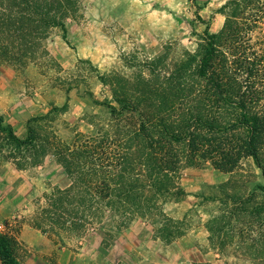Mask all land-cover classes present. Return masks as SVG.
<instances>
[{
    "label": "trees",
    "instance_id": "trees-1",
    "mask_svg": "<svg viewBox=\"0 0 264 264\" xmlns=\"http://www.w3.org/2000/svg\"><path fill=\"white\" fill-rule=\"evenodd\" d=\"M81 9L82 0H0V64L35 62L53 30L66 39ZM221 12V30L208 26L197 49L171 68L162 55L137 62L132 78L98 76L110 90L95 101L110 109L107 128L64 141L45 124L67 103L30 119L24 138L0 117V165L27 171L52 160L70 180L44 195L31 226L63 244L108 216L121 227L141 219L169 244L188 230L165 211L185 197L184 168L209 162L235 175L249 158L264 180V0H229ZM236 180L219 186L218 211L206 222L209 247L264 264V185L252 191ZM18 246L14 235L0 233L2 264H21Z\"/></svg>",
    "mask_w": 264,
    "mask_h": 264
},
{
    "label": "rangeland",
    "instance_id": "rangeland-1",
    "mask_svg": "<svg viewBox=\"0 0 264 264\" xmlns=\"http://www.w3.org/2000/svg\"><path fill=\"white\" fill-rule=\"evenodd\" d=\"M227 1L82 0L80 14L68 21L66 39L53 30L35 62L23 67L0 64V117L24 138L30 119L67 103L66 112H53L45 124L64 141L72 142L76 133L87 136L107 128L110 109L95 101L103 103L110 90L98 76L117 72L132 78L137 62L162 55L171 68L186 52L197 49L208 26L211 33L221 30ZM234 180L252 191L264 185L261 171L249 158L235 175L216 170L209 162L183 169L180 186L185 197L168 203L165 211L184 219L188 230L172 243L157 240L147 221L121 227L108 216L64 244L80 254V264H250L233 249L219 255L209 247L206 222L218 211L214 200L221 195L219 186ZM69 185L61 166L52 160L27 171L0 165V233L15 236L22 223L34 218L45 194ZM17 257L26 264L28 254L20 243Z\"/></svg>",
    "mask_w": 264,
    "mask_h": 264
},
{
    "label": "crops",
    "instance_id": "crops-1",
    "mask_svg": "<svg viewBox=\"0 0 264 264\" xmlns=\"http://www.w3.org/2000/svg\"><path fill=\"white\" fill-rule=\"evenodd\" d=\"M15 237L27 251L26 264H80V254L65 246V241L57 244L54 239L31 226L29 220L20 225Z\"/></svg>",
    "mask_w": 264,
    "mask_h": 264
}]
</instances>
